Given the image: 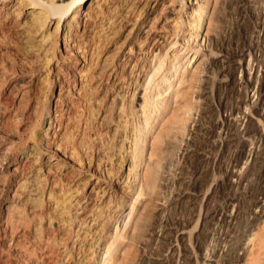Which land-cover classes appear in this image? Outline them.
Here are the masks:
<instances>
[{"label": "bare ground", "instance_id": "obj_1", "mask_svg": "<svg viewBox=\"0 0 264 264\" xmlns=\"http://www.w3.org/2000/svg\"><path fill=\"white\" fill-rule=\"evenodd\" d=\"M260 1V31L255 38L264 40V0ZM172 2H161L153 10L155 0H0V111L7 115V123L0 127V228L10 239L21 236L28 241L20 264H101L102 255L111 251L106 246L110 229L123 210L143 193L150 192L154 200L165 198L162 182L170 184L174 157L188 151L182 143L192 107H185L188 116L174 129L179 138L169 128L167 148L149 150L148 138L162 113L156 111L160 98L149 103L147 90L168 91L173 85L174 80L167 83V71L185 55L173 56L164 67L160 54L166 55L163 52L180 32L194 43L204 33L206 45L209 29L217 22L213 14L218 0H177L175 8ZM198 46H189L194 56ZM261 63L256 68L247 64L250 84L240 85L246 108L259 86L260 113ZM6 94L12 96L10 104L3 99L7 105L1 102ZM240 103L226 109L245 136L250 128L241 129L247 116ZM31 115L35 123L38 119L43 124L39 143L47 151L11 139L17 124ZM153 138L152 147L163 143L156 144ZM252 141L248 156L255 154ZM223 169L232 173L238 186L247 181L248 172ZM259 194L264 195V181ZM226 207L223 213L214 209L205 219L210 226L207 234L192 235L202 247L194 264H264V198L250 204L251 220L239 217L237 197H231ZM152 217V210L145 214L140 239L145 232L153 235ZM164 221L167 226L156 228L160 239L169 241L174 221L169 216ZM178 221L176 236L184 234L178 238L183 264H193L185 230L193 219ZM94 254L96 259L90 262ZM154 259L164 262L161 254ZM127 261L138 264L135 254Z\"/></svg>", "mask_w": 264, "mask_h": 264}, {"label": "rangeland", "instance_id": "obj_2", "mask_svg": "<svg viewBox=\"0 0 264 264\" xmlns=\"http://www.w3.org/2000/svg\"><path fill=\"white\" fill-rule=\"evenodd\" d=\"M156 1L158 4L156 3L153 10H157L161 2L166 3L169 0ZM177 3V0H173L171 7L175 8ZM260 4L259 0H256L255 3L254 0H218L213 14L217 22L214 27H211L212 30L209 29L211 32L207 34L205 46L203 43L204 33L202 39L200 40L199 37L198 43H194L191 38L188 40L183 38V34L180 32L175 38V43L163 52L166 55L162 56V53L158 52L164 67L168 66L169 60L173 56L177 57L182 54L185 56L179 61L176 59L172 69L165 68V71L168 70L169 74H172V76L169 75L167 71V83L174 80L173 85L169 90L167 89L168 91L162 87H157L158 90L156 88L154 91H151V88L147 90L149 103L160 98L159 101L161 104L163 102L164 106L163 108L161 104H158L157 108L159 109L156 108L157 113L160 111L159 115L162 114L158 115V119L154 121V129L148 138L147 147L149 150L157 149V147L166 149L165 141L168 140L165 136L166 131L170 128L171 134L178 133V130L174 129H178L176 127L180 125L178 122L181 118L188 116L184 111L188 105H191L192 109L189 112V119L185 123L186 131L182 143H186L188 151L180 153V155L177 153V156L174 157V165L169 170L173 175L170 184L164 186L162 182L161 192L165 193V198L159 197V200H154V195H148L150 192L143 193V196L132 201L133 205L131 204L123 210L118 221L110 229L111 236L106 246L110 245L111 251L107 255L105 253L102 255L101 264H132L127 261L129 254L136 255L138 264H159L154 259L157 254L163 255L164 262L161 264H183L182 242L178 238L184 234L177 237L176 232L181 228L178 220L188 217L193 219V223L185 230L189 231L187 241L190 248V260L194 264L199 260L202 247H198L192 235L202 236L208 233L210 226L206 225L205 219L214 209L223 213L228 209L226 205L229 199L237 197L240 204L239 217H250V220L253 217L254 213H249L250 204L256 198H264V195L259 194L260 182L264 181V173L261 172L264 170V112L260 113L259 105L256 104L259 86H255V97L251 99L247 108L244 105L246 97L242 86L246 83L250 84L247 74L249 65L247 64L252 62L253 68H256L259 61L264 63V40L256 39L259 36V16H262ZM168 8L165 12L170 15V12L167 11ZM210 10L212 11L211 7ZM167 30L170 29L167 28ZM259 44L260 46H258ZM57 45L59 50L63 51L62 42L58 41ZM197 45H199L200 51L197 56H194L193 52L189 50V46ZM262 63L259 70L261 77L264 75V64ZM175 68L177 71H174ZM240 85H242L241 88ZM143 92L142 90L141 94ZM155 94H158L159 97H156ZM11 98L10 94H6L4 98L2 97L1 102L7 105L6 102L10 100L8 102L10 104ZM237 102H241V110L247 116L241 129L244 126L250 128L249 135H242L233 121L229 120L231 118L230 111L226 108L232 107ZM39 105L38 107L41 108ZM33 116L29 117L30 120L27 118L17 124V132L11 135V139L20 146L27 145L32 149L39 146L43 151H47L39 143L43 124L38 119L39 122L35 123ZM6 117L5 111L2 109L0 111V127L7 123ZM10 121L8 120V122ZM180 123H183V119ZM44 126H46L45 123ZM172 128L173 130H171ZM153 137H156L154 143L156 141H163V143L152 147L150 143L153 141ZM177 138H179V134H177ZM250 140H253L251 147H255L254 156L252 153L248 156ZM157 142L156 144H158ZM182 147L186 148L184 145ZM43 151L40 150L41 153ZM223 168L241 170L242 173L248 172L247 181L238 186L236 178L231 177L232 173H225ZM160 171L162 173L166 170ZM163 176L169 175L166 172ZM1 200L2 193L0 194ZM151 210L153 217L150 224L154 230L153 235L145 232L144 237L140 239L141 223L145 214ZM229 210H231L230 207ZM255 210L256 213H259L260 208ZM162 211H164L163 216H161ZM165 215L172 217L174 221L171 225L169 241L160 239L158 233L161 231L156 228L159 225L167 226L164 221ZM214 228L216 229L217 225ZM27 245L28 241L25 238L17 236V238L10 239L8 232L6 231L3 235L0 228V264H20L21 257L25 251H28L29 245ZM93 259H96V254L93 255L90 262Z\"/></svg>", "mask_w": 264, "mask_h": 264}]
</instances>
